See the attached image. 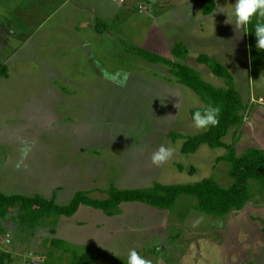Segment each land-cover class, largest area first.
<instances>
[{"label":"rangeland","instance_id":"obj_1","mask_svg":"<svg viewBox=\"0 0 264 264\" xmlns=\"http://www.w3.org/2000/svg\"><path fill=\"white\" fill-rule=\"evenodd\" d=\"M235 2L215 0V9L230 12ZM53 6L46 15L48 8L36 7L45 18L25 30L27 45L0 76V192L40 194L64 205L78 191L107 198L113 186L209 177L233 184L229 164L217 161L224 147L203 144L186 154L184 139L171 138L173 132L204 130L194 127L190 115L205 105L200 96L169 65L129 52L124 43L188 64L218 87L224 80L197 58L208 49L220 53L232 63L246 104L245 122L223 140L238 154L264 148V55L228 23L234 17L227 21L215 9L206 19L176 16L178 0H171L170 10L151 0H57ZM106 9L113 11L105 16L108 27L97 30ZM176 44L188 47L185 59L174 56ZM117 74L127 79L114 83ZM161 145L173 156L157 166L151 157ZM250 189L252 199L241 210L221 217L199 212L193 196H182L170 210L126 202L109 215L82 205L73 216H55L31 230L15 222L19 210L13 207L0 225V250L9 264H46V240L62 238L91 250L94 264H127L130 249L150 264H264V182L252 179Z\"/></svg>","mask_w":264,"mask_h":264},{"label":"trees","instance_id":"obj_2","mask_svg":"<svg viewBox=\"0 0 264 264\" xmlns=\"http://www.w3.org/2000/svg\"><path fill=\"white\" fill-rule=\"evenodd\" d=\"M215 0H203V12L208 15L215 9ZM255 18L253 19V24ZM253 24L247 26L249 45L256 48V37ZM99 30L103 26L98 23ZM126 50L137 53L154 63H163L171 67V73L184 85L192 88L204 102L203 107L191 109L190 115L197 109H203L211 104L220 108L219 123L214 127L205 128L202 132L185 136L182 133H171L174 141L184 139L183 153H194L201 145L207 144L212 148L224 147L227 151L217 158L218 162L229 164V174L234 182L230 186H223L214 178H204L196 183L163 184L155 182L150 187L119 189L115 186L108 190V197L93 198L86 191H78L72 199L64 205L54 200H48L40 194L32 196L22 194L8 195L0 192V225L7 218L11 208L18 207L19 213L13 217L19 226L34 230L42 222L51 220L55 216H73L82 205L101 209L109 215L116 214L120 205L126 202H141L160 209H173L182 196H193L196 199V209L199 212L221 217L231 212L241 210L251 199L250 180L264 182V148L249 147L238 154L234 145L227 144L223 138L233 127L241 126L246 119V104L241 92L236 88V81L229 67L215 57L199 54L198 62L208 66L210 70L225 82L224 86H216L206 81L202 73L196 68L181 62H175L153 51L134 45H127ZM264 55V50H259ZM174 56L185 59L188 47L176 44L173 47ZM7 65L0 61V75L6 76ZM51 247L46 264H58L64 256H68V264H94L95 254L90 250H83L62 238L46 240ZM55 251L61 254L56 255ZM5 252L0 250V264H9Z\"/></svg>","mask_w":264,"mask_h":264},{"label":"crops","instance_id":"obj_3","mask_svg":"<svg viewBox=\"0 0 264 264\" xmlns=\"http://www.w3.org/2000/svg\"><path fill=\"white\" fill-rule=\"evenodd\" d=\"M124 1L125 0H123V2ZM148 1L150 2V0ZM151 1L154 4H157L161 7H166L169 10L171 8V0ZM56 2L57 0H0V61L2 63L6 64L7 66L10 64L16 54H18V52L27 45L29 33L27 35L24 34L25 30L30 31L37 23H39V21L45 18L39 16V12L36 13V7H41V9L48 8L43 11L46 15L49 10L57 8V6H53V4ZM178 5V11H175L176 13L173 12L176 16L180 15L187 18V16L194 13L201 14V16L205 19L206 17L212 16L211 14H204L203 0H178ZM216 6L218 7L217 4ZM102 13V18L105 21L101 20L98 21V23H100L103 28H107L108 26L106 24L108 23V19H106L105 16L109 15L110 17L113 11L110 12L108 9H106ZM98 28L99 26L97 24V30H99ZM246 38L249 40L248 33L244 39L245 43ZM204 53L219 59L232 69V63L219 55L220 53L218 54L215 51L209 49ZM225 54L226 52H223L224 56H226Z\"/></svg>","mask_w":264,"mask_h":264},{"label":"clouds","instance_id":"obj_4","mask_svg":"<svg viewBox=\"0 0 264 264\" xmlns=\"http://www.w3.org/2000/svg\"><path fill=\"white\" fill-rule=\"evenodd\" d=\"M231 10L226 11L224 7L215 9L219 13L226 14L227 21L229 15L234 17L235 28L243 30L245 34L249 33L245 31L248 25L253 24V30L256 37V48L258 50H264V0H236L234 5H231ZM127 79V75L124 74V80ZM114 83L122 84L124 80L120 79V74L112 77ZM220 108L218 106H212L209 104L203 109H197L192 115L193 125L197 129H205L208 127H214L219 123ZM173 156V150L169 147L161 145L152 154V163L159 166L168 161ZM127 264H150L148 260L143 258L135 249H130L127 254Z\"/></svg>","mask_w":264,"mask_h":264},{"label":"built area","instance_id":"obj_5","mask_svg":"<svg viewBox=\"0 0 264 264\" xmlns=\"http://www.w3.org/2000/svg\"><path fill=\"white\" fill-rule=\"evenodd\" d=\"M143 7V6H142Z\"/></svg>","mask_w":264,"mask_h":264}]
</instances>
